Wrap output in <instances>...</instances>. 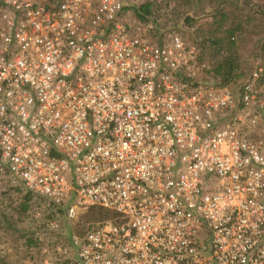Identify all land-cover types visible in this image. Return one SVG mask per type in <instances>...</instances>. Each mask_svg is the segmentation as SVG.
I'll return each mask as SVG.
<instances>
[{"label":"built area","instance_id":"obj_1","mask_svg":"<svg viewBox=\"0 0 264 264\" xmlns=\"http://www.w3.org/2000/svg\"><path fill=\"white\" fill-rule=\"evenodd\" d=\"M123 0H0V191L114 217L77 264H264L261 69L238 98L119 17Z\"/></svg>","mask_w":264,"mask_h":264},{"label":"trees","instance_id":"obj_2","mask_svg":"<svg viewBox=\"0 0 264 264\" xmlns=\"http://www.w3.org/2000/svg\"><path fill=\"white\" fill-rule=\"evenodd\" d=\"M175 1L183 9L181 22L185 30L190 31V45L196 51L197 62L204 65L200 73L201 79L198 78L197 82L213 87H226L238 98L242 79L252 70L249 60L254 59L264 63V0ZM128 14H131L138 26L150 23L153 27V35H161L153 17L151 2H144L139 6H126L123 0L119 17L124 18ZM162 41L163 38L152 42L160 44ZM263 81L264 70H261L258 82ZM6 192L15 194L18 199L12 213L17 218L30 209L34 204L33 200L45 202L44 199L27 192L20 186L10 187ZM48 205L51 206L53 213L66 215L65 208ZM97 210L102 218L101 221L114 217L110 211ZM1 214L6 215V212ZM95 228L97 227L91 228L90 231ZM24 241L26 247L31 243L30 238L25 237ZM73 264H77V260Z\"/></svg>","mask_w":264,"mask_h":264},{"label":"rangeland","instance_id":"obj_3","mask_svg":"<svg viewBox=\"0 0 264 264\" xmlns=\"http://www.w3.org/2000/svg\"><path fill=\"white\" fill-rule=\"evenodd\" d=\"M148 1L152 3L153 17L161 35H153L154 31L150 23L138 26L131 14L123 18L125 25L132 31L149 36L148 38L153 42L176 35L190 45V31L185 30L181 22L183 9L178 2L175 0H124L126 6H139ZM249 62L252 70L244 76L242 84L250 80L256 68L264 70L262 61L250 59ZM198 77L201 79V75ZM257 84L264 92V81ZM260 127L264 128V116ZM6 191H0V212H6V215L0 213V264H73L77 260L80 240L91 228L109 220L101 221L98 208L78 211L74 218L69 219L63 213H53L48 203L38 200H33L34 204L30 209L17 218L12 213L18 199L15 194ZM25 237L31 240L27 247L24 245Z\"/></svg>","mask_w":264,"mask_h":264}]
</instances>
